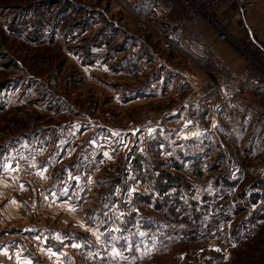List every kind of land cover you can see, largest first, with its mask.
Here are the masks:
<instances>
[{
    "label": "rangeland",
    "instance_id": "374dc122",
    "mask_svg": "<svg viewBox=\"0 0 264 264\" xmlns=\"http://www.w3.org/2000/svg\"><path fill=\"white\" fill-rule=\"evenodd\" d=\"M187 17L183 0H0V264H264V87L220 113ZM160 40L208 81L135 80Z\"/></svg>",
    "mask_w": 264,
    "mask_h": 264
},
{
    "label": "built area",
    "instance_id": "2783aa9c",
    "mask_svg": "<svg viewBox=\"0 0 264 264\" xmlns=\"http://www.w3.org/2000/svg\"><path fill=\"white\" fill-rule=\"evenodd\" d=\"M187 10L186 25L191 29L200 46L213 53L218 61L215 77L210 83L209 91L216 98L219 112L231 113V96L242 87H264V40L259 33L246 28L243 24L246 7L244 0H183ZM212 4L213 6H207ZM235 4L237 12L234 19L243 27L244 34L238 36L227 27V20L221 18L223 6ZM218 14L219 17H218ZM216 15V16H215ZM201 22L219 25L217 41L225 43L237 56L240 65L230 62L226 56L205 36ZM236 23V24H238ZM215 26V25H214ZM226 28L225 30L223 28ZM239 37V38H238Z\"/></svg>",
    "mask_w": 264,
    "mask_h": 264
},
{
    "label": "crops",
    "instance_id": "0c3cea01",
    "mask_svg": "<svg viewBox=\"0 0 264 264\" xmlns=\"http://www.w3.org/2000/svg\"><path fill=\"white\" fill-rule=\"evenodd\" d=\"M167 17H166V23L168 24H175L176 22H180L183 23V19L179 18V19H173V13L171 12V10H169L168 12H165ZM246 28H251L252 30L256 31L257 33H259L263 38H264V0H251V4L249 5L248 8H246V13L244 16V20H243V24ZM243 29V27H242ZM209 39L211 40L212 44L214 46H216L225 56L226 58L235 64H239L240 62L237 58V56L234 54L233 51H231V49L227 46V44L225 43H220L217 41V38L215 36V34H208ZM158 45H160L161 47V53H165V56L163 57H158L156 52H152L155 56V60L150 61V67L148 69H146L145 71H142L141 73V77L137 78L135 77V75H133L135 80L138 79H144L146 76V72H149L151 70H155L157 71L159 66H162V70H161V76L162 78H165L166 75H173L177 74L176 77H171V79L168 81V84H174L175 82H177L179 80V78H182V83L184 84L185 82L188 84L189 81H191L189 79V75L191 78H193L194 80H197L198 82L202 83L201 80H207L208 81V74H206L205 70L203 74H194L193 71L191 72L190 69V61L187 58V55L185 53H177L174 50V47L171 45H167L165 42L161 41L157 42ZM203 49V48H202ZM144 57H148L150 58V55L147 56V54ZM210 59V57H209ZM150 60V59H149ZM209 70V69H208ZM215 72V71H214ZM197 75V77H196ZM198 78V79H197ZM186 89V85H181V88H177L173 85V87H171L170 91L168 92V90H166L164 93L161 92H157L156 97L163 99L164 97L167 98V96L171 97L173 95L179 96L181 95L184 90ZM201 88L200 86H197V88H194V91L196 93H201ZM166 95V96H165ZM153 98V97H152ZM177 98V97H176ZM193 99V98H192ZM176 106L173 108L174 110L180 108L182 106V104H175Z\"/></svg>",
    "mask_w": 264,
    "mask_h": 264
}]
</instances>
